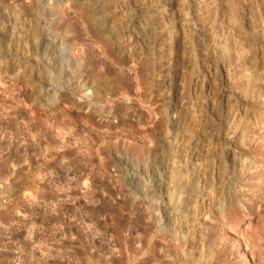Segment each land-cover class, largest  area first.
<instances>
[{
    "label": "rangeland",
    "instance_id": "1",
    "mask_svg": "<svg viewBox=\"0 0 264 264\" xmlns=\"http://www.w3.org/2000/svg\"><path fill=\"white\" fill-rule=\"evenodd\" d=\"M33 207L98 264H264V0H0V264L62 252Z\"/></svg>",
    "mask_w": 264,
    "mask_h": 264
},
{
    "label": "built area",
    "instance_id": "2",
    "mask_svg": "<svg viewBox=\"0 0 264 264\" xmlns=\"http://www.w3.org/2000/svg\"><path fill=\"white\" fill-rule=\"evenodd\" d=\"M5 202V200L3 201ZM28 207H19V213L22 221H26L30 218L28 214ZM74 208L80 210L77 215H74ZM83 207H33L34 212L33 216L35 219L39 220V227H48L50 229L49 238H48V247L56 249V245L64 243L62 248L58 246V249H61L62 252L56 253L55 250L48 249L44 253V248H41L38 244L33 246L34 250L36 247L37 252H34L31 256L21 255L18 259L17 264H51L56 256L57 260L62 261L61 264H70L69 258L72 254L70 248H66L67 243L71 242L73 239L71 236V231L69 230L71 226L75 225L80 228V231L75 234L77 239L83 244L87 243L89 239L97 238L96 234H92L90 231H87V220H85L83 213L81 212ZM84 217V218H83ZM62 229V234L57 236V230ZM43 249V250H42ZM56 253V254H55ZM119 254V252H118Z\"/></svg>",
    "mask_w": 264,
    "mask_h": 264
},
{
    "label": "crops",
    "instance_id": "3",
    "mask_svg": "<svg viewBox=\"0 0 264 264\" xmlns=\"http://www.w3.org/2000/svg\"><path fill=\"white\" fill-rule=\"evenodd\" d=\"M66 246H67L66 248H70L69 243ZM82 248L85 250L84 251L78 250L74 254L72 252L68 262L70 264H98L96 257L92 253L93 252L92 248L88 247L86 242H84V246ZM118 252L119 254L117 255ZM117 253L115 254V256H119L120 254H123L122 249L120 248V250H118ZM109 264H116V263L113 261L110 262Z\"/></svg>",
    "mask_w": 264,
    "mask_h": 264
},
{
    "label": "bare ground",
    "instance_id": "4",
    "mask_svg": "<svg viewBox=\"0 0 264 264\" xmlns=\"http://www.w3.org/2000/svg\"><path fill=\"white\" fill-rule=\"evenodd\" d=\"M244 170V169H243ZM243 173V172H242ZM31 255V254H30ZM263 256V255H262Z\"/></svg>",
    "mask_w": 264,
    "mask_h": 264
}]
</instances>
